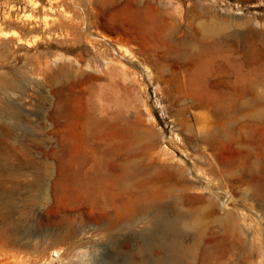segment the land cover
<instances>
[{"label": "rangeland", "instance_id": "obj_1", "mask_svg": "<svg viewBox=\"0 0 264 264\" xmlns=\"http://www.w3.org/2000/svg\"><path fill=\"white\" fill-rule=\"evenodd\" d=\"M124 1L0 0V264L163 263L198 219L262 264L264 0H129L154 14L131 54L107 39Z\"/></svg>", "mask_w": 264, "mask_h": 264}, {"label": "bare ground", "instance_id": "obj_2", "mask_svg": "<svg viewBox=\"0 0 264 264\" xmlns=\"http://www.w3.org/2000/svg\"><path fill=\"white\" fill-rule=\"evenodd\" d=\"M115 11H117V14H120V16L122 15L126 17L127 22L125 23V26L117 27L114 23L115 16L109 18L107 17V19L105 20L107 23L106 26L110 31V35L107 37V39L112 45L117 46L120 51L123 50V52L125 51L127 54L133 53L135 49H137V51L142 50V47L146 42L148 19L154 15L151 3L147 1V3L143 5L142 2L139 1H137L136 3H132L129 0H125L124 2L117 4ZM205 55H207V49L203 48L196 57L200 60ZM2 80L4 81L3 78L1 79V81ZM220 86L221 82L211 85V87L214 89L217 87L220 88ZM218 97L225 102L227 100H230L229 97H226L224 95H219ZM227 106L232 109L237 105L234 103V101L230 100L229 102H227ZM254 123L258 125L264 124V112H259L254 116ZM223 128H221L220 131L216 132V134H213V140H219L220 138L224 137L225 130H223ZM208 138L206 139H208L209 141L211 137ZM169 175L172 176V174ZM169 175H167L165 179H169ZM165 188L166 187H164V190ZM4 203L6 202L0 198V214H2L5 210L4 208H1V205L3 206ZM169 221L170 220L164 219L161 216L153 217L150 225L146 227L145 230L151 235H158V233H162L165 230L163 229V227L164 225L168 224ZM171 224L173 228L169 227L168 232L170 237L166 238V240H163L164 247L168 249L169 258L167 261H163L162 263L159 261V253L157 254V251H155L152 256L153 264H180L181 261L186 258H189L188 264H214V261L215 264H222L223 260L228 256H236L237 258L241 259L240 264H250L252 258L255 255L250 250L248 242L238 236V233L241 232L237 230L236 226H234L235 224L232 225L228 222L223 223L222 221H220L215 222V225L212 226L199 219L195 220L194 222L190 224L187 223L183 227L179 228V232L181 234L188 233L191 235V237L189 238L190 240L186 239L187 241L180 237V233L178 234L177 227L173 223ZM213 227L223 228L225 230L224 234L230 233L232 236H235V240L226 242V235H224L222 239H220L218 231L213 230ZM3 234L5 235L6 231L3 232ZM0 247H2V244ZM242 253H244V257L240 256ZM20 257L13 255L10 258H12L13 262L16 264H24L26 261H24V258H22V256ZM37 258L32 261L33 264H38ZM261 261L262 264H264V258L261 259Z\"/></svg>", "mask_w": 264, "mask_h": 264}]
</instances>
